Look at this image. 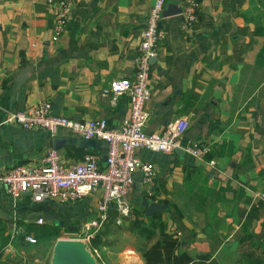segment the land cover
Masks as SVG:
<instances>
[{
    "label": "crops",
    "instance_id": "1",
    "mask_svg": "<svg viewBox=\"0 0 264 264\" xmlns=\"http://www.w3.org/2000/svg\"><path fill=\"white\" fill-rule=\"evenodd\" d=\"M57 1L0 0V173L39 163L48 149L65 166L88 153L102 165L106 150L104 141L98 149L67 141L54 147V137H82L65 127L50 133L3 121L7 111L46 100L52 114L102 118L110 127L128 116L126 93L111 100L99 91L111 78L132 77L153 0H67L66 23L54 34ZM167 1L180 10L185 3ZM195 2L190 24L182 26L179 13L159 20L144 102L146 131L176 117L187 127L172 151L135 150L154 175L145 184L134 171L119 222L113 205L107 210L108 243L99 249L106 264H144L140 250L159 237L157 222L177 240L173 254L191 258L184 264H264V199L256 195L264 193V0ZM193 143L207 151L190 155L184 147ZM99 195L97 188L64 202L33 201L27 191L9 197L0 183V264H46L56 238L73 237L96 215ZM143 201L165 208L145 215ZM150 225L146 239L139 229Z\"/></svg>",
    "mask_w": 264,
    "mask_h": 264
},
{
    "label": "built area",
    "instance_id": "2",
    "mask_svg": "<svg viewBox=\"0 0 264 264\" xmlns=\"http://www.w3.org/2000/svg\"><path fill=\"white\" fill-rule=\"evenodd\" d=\"M49 1V0H48ZM166 0H153L144 18L140 38L136 46L134 57V72L132 77H114L103 86L99 94L114 100L118 95H128V116L116 127H110L106 121L100 119L75 120L63 115L49 112L50 102L39 101L26 110L7 111L3 121H15L22 127L42 128L52 133L57 127H65L83 138H95L106 144L103 164H99L93 153H88L81 160L65 166L61 163L54 149H48L33 165L18 164L0 173V183L4 184L6 194L11 198L18 197L27 191L33 201L44 198L56 199L60 202L77 199L93 189H99L100 195L96 202L97 213L82 222L73 237L86 242L87 249L95 257L98 264H106L99 249L91 245V238L107 220V210L113 205L119 222L128 212L124 195L131 189L133 173L139 170L141 180L151 184L154 175L151 166L141 161L135 154L137 148L172 151L179 147L178 137L187 127L183 117L168 120L160 131H146L144 128L147 112L144 102L148 98L147 85L150 62L156 55L157 43L161 37L158 27L161 11ZM195 0H185L181 8V25L190 24L194 18ZM70 5L67 0H58L53 8L52 31L58 34L62 31ZM184 150L192 156L201 157L207 147L200 144H190ZM212 163L211 160H208ZM264 199V193H256ZM42 218L36 217L40 223ZM24 239L35 242L31 234L24 235Z\"/></svg>",
    "mask_w": 264,
    "mask_h": 264
},
{
    "label": "water",
    "instance_id": "3",
    "mask_svg": "<svg viewBox=\"0 0 264 264\" xmlns=\"http://www.w3.org/2000/svg\"><path fill=\"white\" fill-rule=\"evenodd\" d=\"M180 12V6L173 1H167L161 11V16H168ZM154 58V57H153ZM152 58V59H153ZM53 146H59L60 142L81 144L85 147L98 149L101 140L95 138H53ZM145 204V215H150L154 210H162L165 205L155 201H143ZM46 264H98L95 257L86 247V242L75 238H56L50 249L49 258Z\"/></svg>",
    "mask_w": 264,
    "mask_h": 264
},
{
    "label": "trees",
    "instance_id": "4",
    "mask_svg": "<svg viewBox=\"0 0 264 264\" xmlns=\"http://www.w3.org/2000/svg\"><path fill=\"white\" fill-rule=\"evenodd\" d=\"M103 224V226L94 234L91 238V245L100 249L106 245L107 239L105 234L109 232V225ZM155 224V223H152ZM159 226V237L151 242L147 247H142L140 250L144 264H184L191 261V258L187 255H174L173 248L176 245L177 240L171 235L165 233L161 229V222H157ZM139 233L142 234L146 239L150 238L153 234V226L141 227ZM201 262H195L192 260V264H200Z\"/></svg>",
    "mask_w": 264,
    "mask_h": 264
},
{
    "label": "rangeland",
    "instance_id": "5",
    "mask_svg": "<svg viewBox=\"0 0 264 264\" xmlns=\"http://www.w3.org/2000/svg\"><path fill=\"white\" fill-rule=\"evenodd\" d=\"M39 243H41V242H39ZM111 247L115 248V247H117V245H114V246H111ZM105 260H106L107 262H109V263L113 262V260H114V258H113V253H111V256H109V257L106 256Z\"/></svg>",
    "mask_w": 264,
    "mask_h": 264
}]
</instances>
